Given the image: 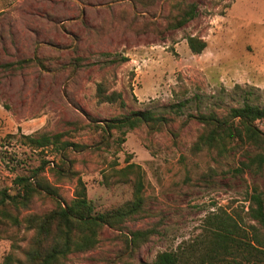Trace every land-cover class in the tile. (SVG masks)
<instances>
[{"label":"rangeland","instance_id":"obj_1","mask_svg":"<svg viewBox=\"0 0 264 264\" xmlns=\"http://www.w3.org/2000/svg\"><path fill=\"white\" fill-rule=\"evenodd\" d=\"M181 1L195 2L196 15L180 27L161 29L175 11L172 3ZM186 35L203 39L205 47L191 53ZM34 56L45 67L18 63ZM100 80L121 93L123 107L96 102ZM180 100V111L168 110ZM243 101L264 105V0H156L149 6L136 0H0V188H11L16 175L43 161L38 174L68 200L75 177L58 180L48 169L64 153L63 162L101 210L129 198L127 185L106 188L101 181L109 164L128 159L143 171L145 213L126 227L158 226L131 253L116 231L103 226L95 247L70 253L66 264H149L157 251L195 235L208 211L243 215L251 185L264 190V171L235 174L238 154L190 150L200 126L196 114L223 113ZM133 110H151L166 121L159 129L126 130L118 149L116 133L99 141L94 124ZM41 134L50 140L58 135L69 145L35 147L25 138ZM49 207V199L38 196L29 206ZM7 250L8 241L0 239V260Z\"/></svg>","mask_w":264,"mask_h":264},{"label":"trees","instance_id":"obj_2","mask_svg":"<svg viewBox=\"0 0 264 264\" xmlns=\"http://www.w3.org/2000/svg\"><path fill=\"white\" fill-rule=\"evenodd\" d=\"M141 6L152 5L156 0H136ZM175 11L164 19L161 29L180 27L197 13L193 1L172 3ZM159 33L160 28H151ZM185 41L191 53H199L205 41L194 35H186ZM27 57L19 62L26 64L45 63L39 57ZM72 69V68H71ZM97 103H116L124 106L121 93L109 86L105 80L94 85ZM184 101L169 104L168 110L180 111ZM199 123L190 150L214 151L218 157L238 154L239 159L232 173L248 172L261 175L264 171V105L243 101L231 106L223 113L199 112L195 115ZM166 121L161 114L151 110H133L117 114L100 124L99 141L116 133L112 141L116 149L124 140L125 131L140 126L159 129ZM35 147L58 143L59 150L69 143L53 135L52 140L41 134L37 138L25 135ZM64 153L59 155V165L48 167L56 179L75 177V184L68 200L61 198L57 186L39 175L42 163L16 175L11 188H0V239L8 241V250L0 264H66L73 252H86L95 247L101 228L106 226L116 231V236L125 250L136 251L151 235L157 233L155 223L137 229H128L126 222L145 213L143 171L139 164L124 160L118 166L116 161L101 173L102 184H124L129 187L128 199L110 207L96 210L86 194L84 182L76 172L63 162ZM212 172L209 168L208 175ZM205 177V176H204ZM34 196L45 197L50 207L31 211L29 206ZM243 215L235 210L216 208L208 211L201 219L198 230L190 239L178 243L175 248L157 251L149 264H264V190L252 184L245 198ZM246 219V220H245ZM125 232H122V231ZM111 264H130L125 259Z\"/></svg>","mask_w":264,"mask_h":264}]
</instances>
